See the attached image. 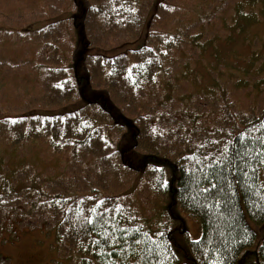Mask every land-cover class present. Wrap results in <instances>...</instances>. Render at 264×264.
Listing matches in <instances>:
<instances>
[{
  "label": "trees",
  "instance_id": "trees-1",
  "mask_svg": "<svg viewBox=\"0 0 264 264\" xmlns=\"http://www.w3.org/2000/svg\"><path fill=\"white\" fill-rule=\"evenodd\" d=\"M96 3L89 2L80 18L72 20L77 42L83 45L81 53H73L72 62L66 66L61 60L56 70H47L43 62L37 69L42 74L45 71L49 81L48 97H61L66 101L80 96L84 104L70 112L40 108L35 122L41 125L42 133H46L57 151L67 148L75 155L80 153L78 150L91 149L103 162L112 160V169L119 176L130 170L134 177L141 179L148 170L155 179L154 192L168 206H163L157 216L152 217L145 215L140 206L131 204L134 209L127 205L123 195L119 197L121 194L97 190L70 200L62 194L54 195L50 204L56 219L57 247L64 254V261L57 264H264V188L261 187L264 164L257 159L264 147V110L259 115L246 116L232 111L225 102L222 108L216 106L214 99L208 98H215L217 85L202 96L198 93V102L183 107L180 117L165 121L166 116L159 114V124L150 107L147 109L153 112L150 116L143 114L130 120L123 108V112L115 111L106 94L96 93L93 99L87 100L86 95L101 82L109 96L125 108L138 99L135 94H148L156 84L163 91L158 78L165 59L170 56L169 44L158 36L156 48L145 41L137 49L115 56L94 55L93 60L102 61L101 72L94 74L92 67H88L87 71L82 68L84 73L80 74L85 56L89 55L90 44L86 40L89 33L94 32V19L101 23L103 19V32L141 28L142 11L139 7L136 9L135 0ZM75 4L79 8L77 2ZM162 5L164 0H154L152 21L159 18ZM249 8L245 3L234 7L232 23L236 28H242L241 23L253 16L254 11L247 12ZM90 22L93 28L87 32ZM90 61L89 58L88 65ZM165 97L172 100L167 92ZM178 102L182 104L183 100ZM143 106L146 107L145 103ZM15 127L4 128L11 131ZM31 129L28 126L25 137H32ZM125 129L133 131L130 158H134L135 163L129 164L124 148L119 143L113 144L115 134L121 135ZM241 132L250 135L241 140ZM246 152L251 154L246 155ZM237 153L251 167L237 159ZM229 161L237 171L227 166ZM103 169H106L104 165ZM240 170L247 175H242ZM107 171L109 173L110 169ZM209 182L215 188L205 192ZM10 184V181L1 183L0 218L11 217L14 211L18 213L15 207L23 198L28 199V191L32 189L14 190ZM179 209L200 221L202 234L198 240L189 238ZM260 234L263 237L258 240Z\"/></svg>",
  "mask_w": 264,
  "mask_h": 264
},
{
  "label": "rangeland",
  "instance_id": "rangeland-1",
  "mask_svg": "<svg viewBox=\"0 0 264 264\" xmlns=\"http://www.w3.org/2000/svg\"><path fill=\"white\" fill-rule=\"evenodd\" d=\"M91 1L0 0V187L1 183L10 181V188L14 190L32 188L27 190L28 199L23 198L15 207L18 213L14 211L11 217L0 218V264L64 261V254L57 247L56 219L50 204L54 195L62 194L70 200L97 190L121 194L119 197L123 195L127 205L134 209L131 204L140 206L145 215L152 217L157 216L163 206H168L154 192L155 179L148 170L141 179L134 177L130 170L123 172L125 176H119L112 169V160L103 162L91 149L78 150L80 153L75 155L67 148L57 151L46 133H42L41 125L35 122L40 108L70 112L84 104L80 96L66 101L61 97H48L49 81L45 71L42 74L37 69L43 62L47 70H56L61 60L66 66L72 62L73 53H81L83 45L77 42L72 20L80 18ZM135 2L136 9L139 7L142 11L141 28L103 32V19L102 23L94 19V32H90L86 40L90 44L89 55L85 56L79 72L83 75L82 68L87 71L88 67H92L94 74L101 72L102 61L93 60L94 55L115 56L137 49L145 41L156 48V37L161 36L170 51L158 78L164 90L158 89L156 84L148 94H135L140 100L128 101L131 106L125 108L109 96L101 82L90 91L92 95H86L87 100L93 99L96 93L106 94L115 111L123 112V108L130 120L143 114L150 116L153 114L147 110L150 107L159 124V114L166 116L165 121L180 117L183 107L198 102V93L202 96L217 85L215 98H208H213L216 106L222 108L225 102L232 111L246 116L259 115L264 110V0L259 4L249 0H164L155 21L151 20L154 0ZM244 3L251 7L247 12L254 11V14L248 22L241 23L242 28H236L232 23L234 7ZM88 27L87 32L93 28L91 22ZM89 58L90 65L87 64ZM166 92L172 100H166ZM179 100H183L182 104ZM5 126L17 127L7 131ZM28 126L34 133L29 138L25 137ZM132 132L127 129L121 135L117 132L113 142L124 148L128 163H135V159L130 158L134 145ZM179 211L189 238L198 240L202 234L200 221ZM262 237L260 234L258 240Z\"/></svg>",
  "mask_w": 264,
  "mask_h": 264
},
{
  "label": "snow or ice",
  "instance_id": "snow-or-ice-1",
  "mask_svg": "<svg viewBox=\"0 0 264 264\" xmlns=\"http://www.w3.org/2000/svg\"><path fill=\"white\" fill-rule=\"evenodd\" d=\"M247 135H250V134L247 133V132H241V133L239 134V139L243 140V139L245 138V136H247ZM258 139H259V138H258ZM262 143H264V141H262ZM228 150H229V149H228V147L226 146V147H225V153H227ZM250 154H251V153H247V152H246V155H250ZM261 157H264V147L261 148V150H260V156L257 157V159H260L261 164H264V159H262ZM224 158H226V157H224ZM236 158L242 160L243 162H245V163H246V166L251 167V164H250L249 162H247V161H244V160H243V157H241L238 153H237ZM220 162H223V159H222ZM227 166L230 167L232 171H234V172L237 171V169H236L235 167H232V162H231V161H229V163H228ZM258 166H259V165H258ZM240 171H241V174H242V175H247V173H244L243 170H240ZM254 171H255V170H253V172H254ZM261 187L264 188V184H262ZM211 188H215V185L212 184L211 182H209V188L204 189V191L207 192V191H209V189H211ZM89 222H90V223L92 222L91 219L89 220Z\"/></svg>",
  "mask_w": 264,
  "mask_h": 264
}]
</instances>
